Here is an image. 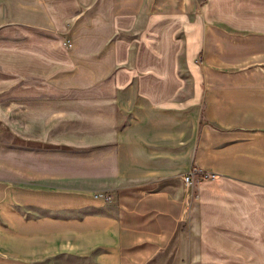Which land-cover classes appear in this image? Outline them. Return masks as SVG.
I'll return each instance as SVG.
<instances>
[{"label":"crops","instance_id":"crops-1","mask_svg":"<svg viewBox=\"0 0 264 264\" xmlns=\"http://www.w3.org/2000/svg\"><path fill=\"white\" fill-rule=\"evenodd\" d=\"M129 1L94 0L68 68L13 91L0 264H149L181 231L207 264H253L240 254L264 238V4L136 0L128 16ZM5 26L57 29L36 0H0ZM193 169L214 177L191 191Z\"/></svg>","mask_w":264,"mask_h":264},{"label":"rangeland","instance_id":"rangeland-1","mask_svg":"<svg viewBox=\"0 0 264 264\" xmlns=\"http://www.w3.org/2000/svg\"><path fill=\"white\" fill-rule=\"evenodd\" d=\"M48 11L57 24V29L39 31L20 26L0 28V142L9 140L7 126V107L16 91V101L23 93L19 90L24 85H40L43 78L54 73L64 72L68 68L69 30L75 19L86 10L94 0H36ZM229 2L230 0H222ZM252 2L253 0H247ZM256 6L264 0H254ZM128 16H134L136 0H130ZM230 7V6H229ZM165 32V31H164ZM129 36H134L129 35ZM182 65V62H181ZM182 69V68H181ZM19 93V94H18ZM19 97V98H18ZM13 100V99H12ZM22 122V116L19 118ZM221 193L238 191L221 188ZM257 208L264 204V194H255ZM223 246L231 244L228 239H209ZM253 245L241 247L246 253L241 258L253 264H264V238L253 239ZM225 241V242H224ZM221 242V243H220ZM222 246V245H221ZM215 258L201 239L190 238L187 231H181L171 243L149 264H207L208 258Z\"/></svg>","mask_w":264,"mask_h":264},{"label":"built area","instance_id":"built-area-1","mask_svg":"<svg viewBox=\"0 0 264 264\" xmlns=\"http://www.w3.org/2000/svg\"><path fill=\"white\" fill-rule=\"evenodd\" d=\"M67 46L68 48H70L71 44L68 43ZM213 177H214L213 175L203 173L198 169H193L189 173L183 175L182 182L187 189L193 191L195 188L198 187L199 184H201V182L207 179H213ZM101 197L105 200L108 201L110 200V197L108 196H101Z\"/></svg>","mask_w":264,"mask_h":264}]
</instances>
